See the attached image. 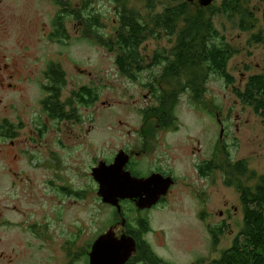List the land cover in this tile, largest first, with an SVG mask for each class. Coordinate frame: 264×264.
<instances>
[{"label":"rangeland","instance_id":"obj_1","mask_svg":"<svg viewBox=\"0 0 264 264\" xmlns=\"http://www.w3.org/2000/svg\"><path fill=\"white\" fill-rule=\"evenodd\" d=\"M87 2V13L100 16L98 33L112 39L117 27V4L112 0ZM222 2L215 0L213 4L218 7ZM243 2L253 14V29L242 31L238 17L213 18L215 29L235 51L228 72L240 88L250 76L264 75L263 7L258 0ZM171 4V0L126 1L127 7L140 17L159 13ZM70 5L80 9L82 0H72ZM194 5L199 6L198 0ZM58 13V7L50 0H0V123L7 119L21 126L18 140L36 141L30 148L23 147L27 153L13 162L18 175L5 173L0 177L3 215L12 225L0 233V250L9 255L12 264H67L74 254L79 256L73 264H88L82 254L112 223L111 211L97 195L92 168L121 149L125 140L133 138V129L142 123V110L168 104L172 100L167 97L171 89L184 92L194 78L183 74L177 80L161 81L165 89L159 91L156 104L153 93L149 98V90L144 87L153 77L171 78L164 75V66L145 68L135 75L139 76L138 83L133 84L120 74L117 53L87 39L79 21L68 18V40L52 41L53 20ZM168 40H150L141 51L149 56L163 51L171 58L169 62L173 61L177 39L174 36L171 43ZM51 63L60 64L66 73L63 102L84 86L95 89L98 100L92 107H78L79 122L57 125L51 121L48 132L38 134L36 125L45 123L41 102L46 97L45 72ZM6 84L13 87L9 89ZM204 85L207 92L199 102L194 103L190 94L178 95L175 115L181 126L168 139L178 144L194 137L195 143L201 141L208 160L217 153L219 160L229 157L231 164L245 161L249 173L242 180L247 187H253L257 177L264 175V121L251 108L241 105L222 79L211 75ZM215 111L224 128L222 150L216 147L221 137L220 125L216 114H210ZM204 130L206 138H202ZM221 152L228 156L223 153L221 157ZM53 153L63 162L58 174L62 179L56 177L55 169L49 168L53 167ZM31 155H37L38 161H33ZM194 161L183 155L175 162L176 174L189 176V180L180 179L167 206L144 216L150 225L144 240L168 264H198L200 257L202 264L219 259L243 226L240 196L234 187L226 185L230 177L216 172L202 183L195 176ZM24 221L31 223L37 234L43 230L44 239L24 232L23 225L28 224ZM220 226L223 229L213 246L210 230ZM60 235L62 238L56 239ZM0 264L4 262L0 260Z\"/></svg>","mask_w":264,"mask_h":264},{"label":"trees","instance_id":"obj_2","mask_svg":"<svg viewBox=\"0 0 264 264\" xmlns=\"http://www.w3.org/2000/svg\"><path fill=\"white\" fill-rule=\"evenodd\" d=\"M50 1L59 9V13L53 20V32L50 35L52 41L68 40L69 34L65 23L68 18H72L83 24L84 36L87 39H93L110 53H117L116 65L121 75L136 77L135 75L145 68L155 65L164 66V75L171 78L182 77L183 74L194 78L213 75L222 79L226 87L232 88L233 95L241 105L251 108L254 114L264 121V75L250 76L243 88L235 86V81L228 72V64L235 55V51L220 36L213 23V18L218 15L227 19L238 17L242 31L253 29L251 25L254 21L253 14L245 7L243 0H223L218 7L212 4L207 8H200L189 0H171V5L147 17H140L137 12L129 9L126 5L127 0H112L117 4V27L112 39H105L98 33L101 27L100 16L87 13L89 10L87 0H82L80 9L71 7L72 0ZM258 1L263 7L264 18V0ZM174 36L177 40L176 47L172 50L173 61L169 62L171 58L163 51L154 52L153 57L142 53L148 41H165L167 38L171 43V38ZM146 62H148L147 66ZM45 80L47 84L43 90L46 97L41 105L51 120L79 122L78 107H92L98 100L97 91L84 86L73 91L63 102L62 94L66 88L67 79L60 64L51 63L48 66ZM191 85L192 87L196 85L195 80ZM173 93L175 89H171V96L167 95L172 99L170 104L164 105L167 110L170 109L168 112L170 115L176 103ZM197 93L193 95V99L199 101L200 91ZM5 133L10 135L12 131ZM223 153L225 152H221V157ZM225 154L228 156V153ZM218 156L215 153L214 158L207 163V175L218 171L230 177L226 179V185L234 187L240 196L243 226L231 247L224 251L219 259L209 261L207 264H264V175L257 177L253 187H247L242 180L249 173L246 162L239 161L231 164L229 157L227 160H224L225 158L219 160ZM213 230L211 231L213 246H216L218 243L216 238L221 231ZM142 246V250L132 257L129 264H168L159 259L148 245L142 244ZM89 250L90 245L82 254L87 262ZM75 258H77L75 255L69 256L67 264H73Z\"/></svg>","mask_w":264,"mask_h":264},{"label":"flooded vegetation","instance_id":"obj_3","mask_svg":"<svg viewBox=\"0 0 264 264\" xmlns=\"http://www.w3.org/2000/svg\"><path fill=\"white\" fill-rule=\"evenodd\" d=\"M153 56L154 53L152 54L151 57ZM155 68H160V66L158 65L152 66V69ZM122 77L130 80L133 84L138 83L137 80L139 76L136 77L122 76ZM210 78L211 77L193 78V80H195L196 85L193 87L190 86L186 88L184 92L181 91V89L180 90L175 89V93H173L172 96H175L176 103L172 109L173 113L171 115L168 113L170 109L167 110V108L164 105L159 107H155L156 106L155 105L154 107L151 106L148 109L142 110L141 112L142 123L139 126L135 127V129H133L132 131L133 138H128L127 140H125L123 147L118 151L114 152L113 155H110L107 158V160L103 162L106 165H111L114 162L115 158L120 154L122 156V160L125 163L124 171L128 172L132 177L137 179H148L151 176L156 175V176H161L164 179L172 178L174 183L167 191V194L165 196H162L158 201V203L149 209L141 210L136 206V204L133 201L127 199L118 201L119 211L117 210L116 207L103 204L106 208L108 207V209L112 213V220H111L112 223L110 224L108 229L101 235L111 231L116 238L130 237L132 239H135L137 243V252H136L137 254L142 250L143 248L142 244L144 245L146 244L150 247L148 242L144 240L146 239L145 237L150 233L149 221L145 219L144 216L150 212L156 211L160 208L167 206L169 199L174 192V189L179 185L180 179L189 180V176H185V175L178 176L176 174L175 162L183 155H187L190 158H194L195 161L192 167L195 172V176L202 183L208 181L212 175L218 172V171H214L209 176L207 175V171H206L207 163L210 160H212V158L210 160L206 158V154H205L206 151L203 152L204 147L201 141L195 143L194 137H189V139L186 140L187 142L180 141L178 144H174L170 142L168 139L170 135L179 132V128L181 126L177 124L178 119L175 115L177 103L180 99L178 95L181 93L182 95L190 94V99L193 100L194 103L199 102L207 92L206 86L204 84ZM165 79L177 80V78L153 77L151 83H149L144 87L145 89L149 90L150 93L149 98L152 96L153 93L152 96L153 101H155L156 104H157V99L159 98V91L165 89L160 82L164 81ZM5 87L10 89L13 86L6 84ZM198 91H200L199 93L200 99L199 101H196L193 99V95L198 94L197 93ZM168 96H171V93ZM1 102L2 101L0 100V103ZM168 104H170V102ZM200 112H202V110H200ZM214 113L216 114L217 122L220 125V133H221V128L223 129V133H224L223 124L218 119V113L216 111L210 112L211 115H214ZM42 116L44 117L45 123L40 122L39 124L36 125L35 132L38 134L47 133L48 132L47 126L48 123L51 121L56 122L57 125L64 122V121L58 122L49 119L46 113L43 111V107H42ZM168 121H172L173 123L169 124ZM6 131L7 132L12 131V134L6 135L5 133ZM19 131L20 132L22 131L21 126L14 125L10 123L7 119H3L0 123V177L5 173L8 174V176L18 175V173L13 170V162L15 160H18L20 158V155H24L27 153V151L23 149V147L30 148L32 146V143H36L35 140H30V139L29 140L27 139L26 141L18 140L17 132ZM205 133L206 131L204 130L202 138H206ZM223 133L222 136L219 137V140L216 144V147L218 148L220 147L221 150L223 147V141H222ZM31 156L33 161L34 160L36 162L38 161L37 155H31ZM52 157L53 160H51V164L53 165V167H49V168L55 169L57 175L56 177L57 178L60 177V179H62V177L58 174H60L61 172V168L63 167V162L61 161V158L54 153ZM185 185L187 187H190L189 183H186ZM62 189L63 187L60 186L59 190L62 191ZM202 196L204 197L203 194ZM8 198L9 195L7 196V199ZM6 210H9L8 205H6ZM132 216H133V221L130 220ZM200 221L204 225V227L207 226L205 224V220L202 221L201 216H200ZM24 223H28L27 225L26 224L23 225L24 232H26L29 235L33 234L36 239H44L43 230L40 231V234H37L35 231L32 230L33 227L31 226V223H29L28 221H24ZM11 227H12L11 222L8 219L4 218L2 198L0 197V233L1 231L3 232L8 231V229H10ZM214 229L215 230L218 229L222 231L223 227L220 226ZM211 231L214 230H210V234H212ZM61 238L62 235H60L56 239H61ZM0 239H3L1 234H0ZM0 245H1V241H0ZM91 246L92 244L90 245V250H91ZM202 259L203 257H200L201 262ZM0 260L3 261L4 264H12L9 255L4 250H0Z\"/></svg>","mask_w":264,"mask_h":264},{"label":"water","instance_id":"obj_4","mask_svg":"<svg viewBox=\"0 0 264 264\" xmlns=\"http://www.w3.org/2000/svg\"><path fill=\"white\" fill-rule=\"evenodd\" d=\"M215 0H198L201 8H207ZM194 3L195 0H189ZM223 129L221 130V136ZM125 163L119 154L111 165L101 162L91 175L98 185L97 195L105 205L116 207L119 200H131L141 209L155 206L174 183L172 178L151 176L137 179L124 171ZM137 252V243L130 237L116 238L110 231L96 239L88 254V264H128Z\"/></svg>","mask_w":264,"mask_h":264}]
</instances>
